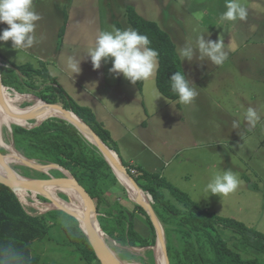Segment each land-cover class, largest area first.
<instances>
[{
	"label": "rangeland",
	"instance_id": "rangeland-1",
	"mask_svg": "<svg viewBox=\"0 0 264 264\" xmlns=\"http://www.w3.org/2000/svg\"><path fill=\"white\" fill-rule=\"evenodd\" d=\"M225 2L33 0L34 9L42 17L35 30L36 43L30 49L15 50L11 41L0 42V61L3 65L6 62L14 66L28 63L39 66V59H43L56 85L51 84L49 92L44 91L45 86L39 82L38 91L22 87L24 93L19 94L43 101L36 94L44 93L49 99L54 96L58 102L55 104L64 106L62 95L65 93L76 107L93 111L110 131L116 141L113 146L125 163L129 164L128 155L140 156L138 161L143 162L140 164L143 170L159 174L201 207L264 234V0H241L248 11L243 21L220 19L226 11ZM128 6L134 7L145 19L157 22L170 34L177 49L188 45L195 50L200 35L211 33L212 40L223 36L224 50L228 53L223 65H214L206 57L201 59L198 51L191 61L183 59L191 68L190 78L198 86V95L190 104L161 95L156 75L145 80L141 92L123 76L113 78L109 73L110 60L102 62L99 70H93L87 55L95 47L99 31L132 28L126 16ZM7 27L0 24V32ZM69 56L82 60L80 74L73 76L67 69ZM6 89L11 95L18 93L15 89ZM20 104L21 109H26L34 103ZM248 107L257 109L261 117L254 127L245 119ZM23 121L28 127L20 126L36 125L35 121ZM14 125H3L1 139L25 156L14 144ZM0 151L3 155L10 154L1 144ZM14 169L29 179L66 176L62 170L46 173L24 165H15ZM228 169L238 174L239 186L229 194L211 196L206 185L215 175ZM131 174L136 175L137 171L132 169ZM122 191L114 193L121 198L122 206L134 211L136 202L128 192ZM28 193L27 202L23 203L28 213L42 215L59 211L48 208L54 201L47 198L44 201L42 196ZM145 194L148 196V192ZM166 194L171 199L170 194ZM63 195L59 193L65 200ZM65 201L69 202V198ZM53 217L58 224L51 227L44 239L32 244V253L41 256V264H91L82 259L76 245L66 237L62 225L70 224L68 217L63 214ZM146 228L150 229L148 225ZM106 238L115 254L128 264H159L156 257L159 243L156 247L136 248L123 245L107 234ZM165 240L166 245L171 242L175 247L182 246L174 232L169 236L165 233ZM242 249L244 258L264 261V253L247 246Z\"/></svg>",
	"mask_w": 264,
	"mask_h": 264
},
{
	"label": "trees",
	"instance_id": "trees-1",
	"mask_svg": "<svg viewBox=\"0 0 264 264\" xmlns=\"http://www.w3.org/2000/svg\"><path fill=\"white\" fill-rule=\"evenodd\" d=\"M126 16L132 28L147 35L150 46L159 53V69L155 76L158 91L171 101L179 100L171 88L170 76L176 71H184V67L174 40L157 22L145 19L132 6L127 7ZM4 64L1 67L3 85L18 93H24L22 87L38 91L41 87L39 82L45 86L44 91L51 92V84H55L44 62H40L39 66L29 63L22 66ZM144 84L145 80L136 83L141 92ZM63 94L64 107L79 115L119 155L113 146L115 141L110 131L98 121L93 111L87 107H76ZM36 95L48 103H58L54 96L49 99L44 93ZM12 129L16 148L28 159L42 164H57L84 186L96 203L101 228L108 236L136 248L156 245V230L145 210L136 203H133L135 209L132 212L121 205L114 192L123 189L127 193L126 188L119 183L98 148L87 141L75 126L66 120L52 118L32 129L17 125ZM123 163L139 187L152 196V206L166 236L174 232L182 241L181 247H175L171 242L167 245L171 264H264L258 258H244L242 249L247 246L264 253L263 233L242 222L208 211L159 174ZM132 169L137 171L136 175L131 174ZM166 193L170 194L171 199ZM63 196L68 200L67 196ZM31 211L36 213L35 209ZM28 212L15 192L0 183V264H40V257L32 253V244L44 239L51 227L58 224L53 217L55 214L68 217L70 224H63L62 227L82 259L91 264H100L87 235L74 218L62 211L42 215ZM139 217L150 227L152 239L143 237L135 230L134 219Z\"/></svg>",
	"mask_w": 264,
	"mask_h": 264
},
{
	"label": "clouds",
	"instance_id": "clouds-1",
	"mask_svg": "<svg viewBox=\"0 0 264 264\" xmlns=\"http://www.w3.org/2000/svg\"><path fill=\"white\" fill-rule=\"evenodd\" d=\"M226 11L220 19L223 21H243L247 18L248 11L241 0H226ZM41 15L34 9L33 0H0V24L8 27L0 32V42L11 41L15 50L30 49L36 43L35 30ZM0 43V46H2ZM149 37L141 34L137 29H119L99 31L95 47L89 50L94 71L101 68L102 62L111 61L109 73L113 78L123 76L124 79L135 85L138 81L153 78L159 69V53L152 48ZM197 48L185 45L178 47L179 56L185 61H191L196 51L200 58H207L214 65H223L228 59V53L224 50V39L218 35L216 40L211 39V33L200 35L196 41ZM81 62L73 56L67 57V69L73 76L81 73ZM171 88L184 104H190L198 95V86L184 71H176L170 76ZM96 85V83H93ZM257 109L248 107L245 113L246 122L254 127L260 120ZM237 124L234 122L233 127ZM237 173L232 170H224L215 175L206 185V190L212 195H226L240 184Z\"/></svg>",
	"mask_w": 264,
	"mask_h": 264
},
{
	"label": "water",
	"instance_id": "water-1",
	"mask_svg": "<svg viewBox=\"0 0 264 264\" xmlns=\"http://www.w3.org/2000/svg\"><path fill=\"white\" fill-rule=\"evenodd\" d=\"M3 66L4 65L0 61V97L4 89L8 88V87H5L2 82L1 67ZM43 103L45 105L44 107L43 106L41 107L31 106L29 108H26L28 109V111L25 112L24 114H20V115L12 114V116L21 117L22 121L23 120H26L29 122L35 121L36 125L33 126L32 128L40 126L43 122L49 119H52V118H59V119L66 120L67 122L75 126L77 130L84 136V138L87 141H89L91 144H93L95 147L98 148L99 152L103 155V157L110 164L114 174L118 178L119 182L126 188L129 195H130V189L120 179L119 172L124 173V175L128 177V179L130 180L133 187L136 188L137 191L141 192L142 195L144 196L146 192L143 191L139 187L134 177H132L129 174L128 168L124 165L120 156L114 150H112L79 115H77L71 109H67L62 105L52 104L48 102H43ZM49 111H53V112L50 114ZM16 125L20 126L19 124H16ZM32 128H29V129H32ZM0 136H1V130H0ZM23 158H24L23 165L26 167L32 168L37 171L46 172V173H49L50 171H53V170H64L70 175L71 178H68L64 175L65 177H61V178L49 176L48 179H42V180L29 179V178L25 180L23 179L21 180L17 178V176H15V173L10 168V166H8L5 163L4 155L0 151V165L3 167L5 174L7 175V176H3L0 173V183L9 187L13 192H15L16 195L17 193L15 189L22 188L30 192H37L39 193L40 196L49 199V201L52 200V198L42 193L44 188H46L47 186H50V185L73 186L78 191L80 196L82 197V202H83L82 218L81 219L76 218V216H74L69 211L67 212V210L64 208H56V209L71 216L79 223L81 230L87 235L89 242L100 264H124L126 263L122 261L115 254V252L110 248V246L105 241V239L101 236V233L105 234V232L102 230L99 219H98L99 214L97 213L96 203L94 199L92 198V196L90 195V193L84 188V186H82L68 170H66L65 168L57 164L50 163V164L43 165L35 160L28 159L25 156H23ZM148 197L150 198L149 200L152 202L153 198L149 193H148ZM20 201L23 204L21 199ZM135 202L145 210V212L149 216L156 230L157 241H156L155 247L157 246L158 243L162 242L166 264H171L168 250H167L166 240H165L164 228L152 206V203L150 202L146 203L145 201H135ZM92 214L95 216V220H96L99 231L96 228L95 223L93 222L94 219L92 218ZM81 223L85 224L87 230H84Z\"/></svg>",
	"mask_w": 264,
	"mask_h": 264
},
{
	"label": "bare ground",
	"instance_id": "bare-ground-1",
	"mask_svg": "<svg viewBox=\"0 0 264 264\" xmlns=\"http://www.w3.org/2000/svg\"><path fill=\"white\" fill-rule=\"evenodd\" d=\"M11 93H13V92H11ZM5 97H6V99H5ZM24 101L34 103L33 106H36V107H41V106L44 107L45 106L43 101H39L34 97L24 96V95H21L19 93H15L14 95H11L7 91V89H4V91L2 92V95L0 97V130L2 129L3 125H11V124H21L24 126L28 125L24 121H21V117L12 116V114L20 115V114H24L25 112L28 111V109H21L20 103H22ZM40 102L43 104H41ZM52 112L53 111H49L50 114ZM0 144L10 152V154L8 153V155H4V160H5V163L8 166H10V168L13 170V172L15 173V176H17V178H19L21 180L22 179L23 180L28 179V178L21 176L14 169L15 165H23V163H24L23 156L20 153H18L12 146L5 143L4 140H2L1 138H0ZM62 171L66 175V177L71 178L70 175L66 171H64V170H62ZM0 173L3 176H7L1 165H0ZM119 176H120V179L122 180V182L126 186H128V188L130 189V196L134 201H145L146 203L150 202L149 197L146 194H144V196H143L141 192L137 191L136 188L133 187L130 180L128 179V177H126L124 175V173L119 172ZM15 191L23 203L27 202V198L29 197L28 192H30V191L24 190L22 188L15 189ZM33 193L39 195V193H37V192H33ZM42 193L48 197H51L52 201H54L53 203L48 205L49 209L64 208L67 210V212L69 211L74 216H76V218H78V219L82 218V215H83L82 197L80 196L78 191L73 186L50 185V186H47L46 188H44ZM50 193H52L53 195H56V196L50 195ZM59 193H64L65 196H67L69 198V202H66L65 200L60 198ZM92 218L94 219L93 222L95 223V226L98 229L97 223L95 220V216L93 214H92ZM81 224H82L84 230H87L85 224L84 223H81ZM98 231H99V229H98ZM101 236L107 242L106 235L101 233ZM156 257H157L159 264H166V260H165V256H164V250L162 247V242L159 243L158 247L156 248ZM124 264H128V263H124Z\"/></svg>",
	"mask_w": 264,
	"mask_h": 264
},
{
	"label": "crops",
	"instance_id": "crops-1",
	"mask_svg": "<svg viewBox=\"0 0 264 264\" xmlns=\"http://www.w3.org/2000/svg\"><path fill=\"white\" fill-rule=\"evenodd\" d=\"M1 57V56H0ZM2 58V57H1ZM39 61H41V62H43V59H39ZM182 61H183V59H182ZM183 67H184V71H185V73L186 74H188V76H189V78H190V74H191V68H189L188 67V65L186 64V62H184L183 61ZM191 79V78H190ZM144 125V124H143ZM116 142V141H115ZM120 156V155H119ZM121 158V160L124 162V159L122 158V157H120ZM126 158L129 160V165L131 166V167H140V164L141 165H143V162L141 161V160H139L138 161V159H140V156H138V155H128V156H126ZM120 196V195H119ZM119 201H122L121 200V198H119L118 199ZM123 202H125V201H123ZM143 220H141V219H139V218H135L134 219V227H135V230L139 233V234H141L143 237H145V238H149V235H150V233H151V229H148V228H146L147 227V224L143 221ZM144 223V224H143ZM145 225V226H144ZM140 229H142V230H140ZM144 230H146V231H144ZM144 232L146 233V234H144ZM33 255L34 256H38V257H40V264H41V262H42V258H41V256H39V255H35L34 253H33Z\"/></svg>",
	"mask_w": 264,
	"mask_h": 264
},
{
	"label": "flooded vegetation",
	"instance_id": "flooded-vegetation-1",
	"mask_svg": "<svg viewBox=\"0 0 264 264\" xmlns=\"http://www.w3.org/2000/svg\"><path fill=\"white\" fill-rule=\"evenodd\" d=\"M24 96H26V95H24ZM41 103V102H40ZM42 104V103H41Z\"/></svg>",
	"mask_w": 264,
	"mask_h": 264
}]
</instances>
